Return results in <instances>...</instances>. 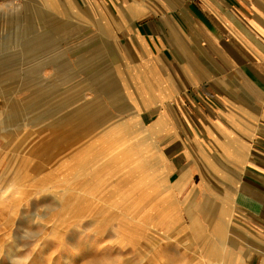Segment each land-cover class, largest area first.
<instances>
[{
  "label": "crops",
  "instance_id": "obj_1",
  "mask_svg": "<svg viewBox=\"0 0 264 264\" xmlns=\"http://www.w3.org/2000/svg\"><path fill=\"white\" fill-rule=\"evenodd\" d=\"M28 2L77 9L72 22L112 47L117 122L102 135L128 137L151 200L163 199L154 238L192 213L203 223L180 226L194 249L199 232L215 236L209 260L264 264V0Z\"/></svg>",
  "mask_w": 264,
  "mask_h": 264
},
{
  "label": "rangeland",
  "instance_id": "obj_2",
  "mask_svg": "<svg viewBox=\"0 0 264 264\" xmlns=\"http://www.w3.org/2000/svg\"><path fill=\"white\" fill-rule=\"evenodd\" d=\"M28 1L0 0L14 8H0V264H218L215 236L194 249L182 230L203 223L192 213L157 238L163 199L128 137L102 135L116 121L112 47L72 22L77 9Z\"/></svg>",
  "mask_w": 264,
  "mask_h": 264
},
{
  "label": "built area",
  "instance_id": "obj_3",
  "mask_svg": "<svg viewBox=\"0 0 264 264\" xmlns=\"http://www.w3.org/2000/svg\"><path fill=\"white\" fill-rule=\"evenodd\" d=\"M10 1H12V2H14V3H24V2H26L27 0H10Z\"/></svg>",
  "mask_w": 264,
  "mask_h": 264
},
{
  "label": "bare ground",
  "instance_id": "obj_4",
  "mask_svg": "<svg viewBox=\"0 0 264 264\" xmlns=\"http://www.w3.org/2000/svg\"><path fill=\"white\" fill-rule=\"evenodd\" d=\"M5 5V4H4ZM14 10V9H13ZM11 10V12L13 11ZM9 13V12H8ZM4 192L2 188H0V193ZM0 198H2V196H0Z\"/></svg>",
  "mask_w": 264,
  "mask_h": 264
}]
</instances>
